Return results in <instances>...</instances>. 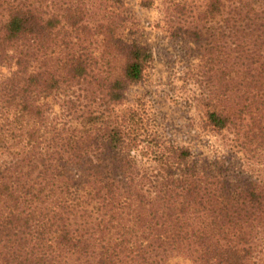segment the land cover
Wrapping results in <instances>:
<instances>
[{
	"label": "trees",
	"instance_id": "obj_1",
	"mask_svg": "<svg viewBox=\"0 0 264 264\" xmlns=\"http://www.w3.org/2000/svg\"><path fill=\"white\" fill-rule=\"evenodd\" d=\"M164 4L202 132L241 157L139 134L122 0H0V264H264V0Z\"/></svg>",
	"mask_w": 264,
	"mask_h": 264
},
{
	"label": "rangeland",
	"instance_id": "obj_2",
	"mask_svg": "<svg viewBox=\"0 0 264 264\" xmlns=\"http://www.w3.org/2000/svg\"><path fill=\"white\" fill-rule=\"evenodd\" d=\"M139 22L141 33L136 36L140 45L152 52L143 79L128 88L123 110L135 111L142 118L139 134L188 148L192 159H213L225 156L235 162L234 154L218 137L205 134L200 128L198 101L201 87L192 77H186V67L197 64L190 40L171 37L165 31L162 18L164 0H153L151 8L140 7L139 0H122ZM187 5L201 7L204 0H186ZM1 71H5L1 69ZM133 129V128H132ZM189 264L178 259L171 264Z\"/></svg>",
	"mask_w": 264,
	"mask_h": 264
}]
</instances>
